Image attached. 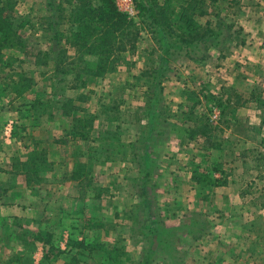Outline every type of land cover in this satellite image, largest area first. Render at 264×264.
<instances>
[{
	"label": "rangeland",
	"instance_id": "obj_1",
	"mask_svg": "<svg viewBox=\"0 0 264 264\" xmlns=\"http://www.w3.org/2000/svg\"><path fill=\"white\" fill-rule=\"evenodd\" d=\"M9 1L0 264H264V0L206 3L213 33L190 43L116 0L138 35L104 77L73 58L70 0ZM199 117L210 140L187 136Z\"/></svg>",
	"mask_w": 264,
	"mask_h": 264
},
{
	"label": "trees",
	"instance_id": "obj_2",
	"mask_svg": "<svg viewBox=\"0 0 264 264\" xmlns=\"http://www.w3.org/2000/svg\"><path fill=\"white\" fill-rule=\"evenodd\" d=\"M208 1L134 0V9L138 16H146L154 25L168 31L172 38L178 37L181 42L190 43L213 33L209 19L205 23L199 21L200 18L209 14L208 10L206 11V3L209 5L215 0ZM69 2L71 3L69 20L75 28L70 32L66 41L71 48H74L73 58L78 60L80 72L85 77H104L114 72L123 58L122 53L130 51L137 39L138 32L133 18L127 12L120 10L116 0H70ZM10 5L9 0H0V60L4 55V49L15 46L20 39L14 28L15 19L11 16ZM64 52L65 50L59 54V60L68 59L64 57ZM85 56H93L95 61H91ZM59 70L60 68L57 67L56 71ZM189 94L191 91L185 96ZM37 102L36 99L33 100L32 107ZM68 104L70 103L63 104L60 108L63 109ZM73 121L75 122L71 124L70 131L72 138L88 139L87 125H89L90 119L84 120L78 117L73 118ZM193 122L196 123V126L186 128L187 136L194 139L195 135H198L197 137L210 140V132L214 131V128L211 127L208 117L207 119L199 117ZM74 166L71 176L77 178L81 175L80 171L85 165L83 162H79L77 169V165L74 164ZM27 168L25 166L22 173L26 177V182L30 183L31 179L27 177ZM191 177L196 181L200 179L195 175V172ZM207 182L215 184L218 183V180L211 181L207 175ZM21 235L23 236V234ZM49 237V233L45 234V238L41 234L36 236L38 241L43 244H49ZM73 246L88 247L83 240L73 242Z\"/></svg>",
	"mask_w": 264,
	"mask_h": 264
},
{
	"label": "built area",
	"instance_id": "obj_3",
	"mask_svg": "<svg viewBox=\"0 0 264 264\" xmlns=\"http://www.w3.org/2000/svg\"><path fill=\"white\" fill-rule=\"evenodd\" d=\"M213 118H217L218 117V111L217 110H214L213 111V116H212Z\"/></svg>",
	"mask_w": 264,
	"mask_h": 264
}]
</instances>
